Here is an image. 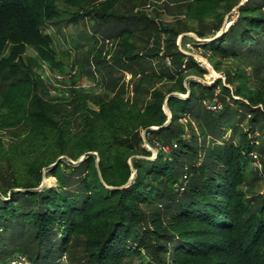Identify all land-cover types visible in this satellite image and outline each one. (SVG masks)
<instances>
[{
    "label": "trees",
    "instance_id": "trees-1",
    "mask_svg": "<svg viewBox=\"0 0 264 264\" xmlns=\"http://www.w3.org/2000/svg\"><path fill=\"white\" fill-rule=\"evenodd\" d=\"M118 2L0 0V125L33 131L21 151L0 139V262L20 252L29 264H60L66 253L75 264H264V191L244 188L252 162L264 165V0H186L198 25L181 30L118 12ZM88 17L75 46L92 44L112 96L97 109L80 90L47 100L39 68L66 66L48 27ZM229 58L240 62L234 72L223 68ZM210 64L224 80H204ZM216 100L218 110L205 107ZM45 169L57 185L44 184Z\"/></svg>",
    "mask_w": 264,
    "mask_h": 264
},
{
    "label": "rangeland",
    "instance_id": "rangeland-1",
    "mask_svg": "<svg viewBox=\"0 0 264 264\" xmlns=\"http://www.w3.org/2000/svg\"><path fill=\"white\" fill-rule=\"evenodd\" d=\"M104 0H86L88 4L96 5L99 2ZM62 3V7H65ZM116 9L118 12H140L146 13L152 16L155 21L154 24L160 28L168 27L175 30H181L187 25L189 26H197L198 21L189 20L185 16L186 9V0H119L117 3ZM234 17V14L232 15ZM227 21V20H226ZM90 18H85L81 20L80 23L70 22L69 25H64L60 29H57L56 26L48 27V31L55 32V39L57 43V48L60 51V58L65 61L66 66L64 69L55 68L53 69L48 63L44 62L42 68H39L41 78L45 82L46 89L48 93L46 95V99L48 100L50 97L55 100V98L59 97H68L71 95L72 90H80L85 93L88 97L89 103L94 107L98 108L97 99L101 97L107 98L108 96H112L109 87L107 86L105 77L97 70V67L94 65V60L92 56H90L89 52L91 50L90 45H86L81 49H77L75 43L78 41L79 36L84 32L85 29L91 28ZM231 22L227 21L225 27ZM161 42L162 49L164 51L165 47V38L168 37V32L161 29ZM182 34V33H181ZM187 34V33H186ZM99 35L98 47L103 49L104 53L113 51L114 47L113 41L110 38H104L102 34ZM181 36V35H180ZM89 40V39H88ZM87 40V41H88ZM140 45H148L151 43L149 37L144 36L139 41ZM181 43V41H180ZM182 44V43H181ZM193 45V44H192ZM191 53L197 56V58L201 59V64H208V59L204 57L205 52L201 48L195 47L193 45L190 50ZM28 55L35 56V50L32 47L28 48ZM111 53L107 54L109 57ZM166 57H164L163 62L169 65ZM172 64V63H171ZM223 68H226L232 72H234L238 66H240V62L235 59H223L222 60ZM248 66V71L250 74H253V65H245ZM212 71H209L204 80L213 83L216 78L221 77L223 80L225 79V75L222 71H217L210 64ZM126 76L124 78L125 84V97L133 98V88L135 84V78H132L133 75L130 71H126ZM140 75V74H139ZM163 86L162 84H159ZM117 90L119 86L116 87ZM115 88V91H117ZM2 101V89H0V103ZM165 110L170 116V110L165 103ZM205 107H207L205 103ZM3 112L6 110L3 109ZM184 122H187V118L183 119ZM194 124H197L196 120H193ZM142 136L146 139V130L142 131ZM33 137V131L29 129L26 125L20 123L19 121L11 120L9 125H0V139L4 141L5 148L11 150V145L14 144L18 147L19 151L23 150V141L30 140L29 138ZM149 146L153 152H156V148L150 146L147 142L145 143ZM15 150V147H13ZM13 150V151H14ZM21 153V152H20ZM260 159L259 157L252 162V171L249 174V180L252 182L251 185L248 183L244 185V188H247L248 191L252 190L253 192H263L264 191V165H259ZM258 164V165H257ZM0 170L2 173L7 174L8 169L6 166L5 160H0ZM44 184L46 185H57L56 177L54 175L46 176L48 171L44 170ZM8 177L10 175H7ZM77 243L74 246L76 259H82L83 256V246L79 239H75ZM69 254H63L60 257V264H75L69 259Z\"/></svg>",
    "mask_w": 264,
    "mask_h": 264
},
{
    "label": "built area",
    "instance_id": "built-area-1",
    "mask_svg": "<svg viewBox=\"0 0 264 264\" xmlns=\"http://www.w3.org/2000/svg\"><path fill=\"white\" fill-rule=\"evenodd\" d=\"M229 22H231V21H229ZM192 44L193 43L191 41H187L186 42V46L184 47V49L187 52H190V50L193 47ZM166 60H167L168 63L171 62L169 57H166ZM206 105H207V107H209V108H211L213 110H218L219 108L222 107V103L220 101H218V100H216L214 102H206ZM258 164L262 165V163L260 161H259ZM0 264H29V260H28L26 255H24L23 253L18 252V253H15L14 255H12L7 260L0 262Z\"/></svg>",
    "mask_w": 264,
    "mask_h": 264
},
{
    "label": "water",
    "instance_id": "water-1",
    "mask_svg": "<svg viewBox=\"0 0 264 264\" xmlns=\"http://www.w3.org/2000/svg\"><path fill=\"white\" fill-rule=\"evenodd\" d=\"M225 24H227V21H225ZM212 71V70H211ZM43 182H44V180H43Z\"/></svg>",
    "mask_w": 264,
    "mask_h": 264
}]
</instances>
